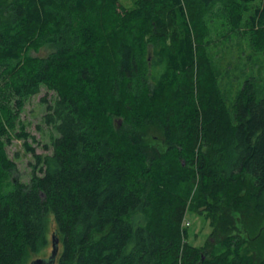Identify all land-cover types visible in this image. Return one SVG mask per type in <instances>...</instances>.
Wrapping results in <instances>:
<instances>
[{"label": "trees", "instance_id": "obj_1", "mask_svg": "<svg viewBox=\"0 0 264 264\" xmlns=\"http://www.w3.org/2000/svg\"><path fill=\"white\" fill-rule=\"evenodd\" d=\"M254 1L139 0L126 11L119 0H0V264H30L49 233L54 264H264L247 258L232 218L250 201L264 214V96L246 82L231 109L202 107L199 120L194 91L209 69L193 37L200 17L217 9L264 37V0L241 8ZM44 45L55 48L31 54ZM42 85L56 93L42 118L56 132L51 153L33 154L29 184L7 181L4 145ZM145 122L165 133L153 157ZM185 192L208 211L201 245L179 229Z\"/></svg>", "mask_w": 264, "mask_h": 264}, {"label": "rangeland", "instance_id": "obj_2", "mask_svg": "<svg viewBox=\"0 0 264 264\" xmlns=\"http://www.w3.org/2000/svg\"><path fill=\"white\" fill-rule=\"evenodd\" d=\"M137 1L139 2V0H119V4L121 8L129 11L136 6ZM258 5L259 0H255L247 7L241 6V8L248 9L246 12L249 13ZM247 13L244 15L246 16ZM200 18L198 29L193 32V37L194 40H196L195 38L201 39L200 44L208 57L209 69H207L206 77L203 78V88L195 86L194 90L195 95H204L203 104L199 103V100L195 102L200 110L199 120L207 116V111L206 114L203 113L205 109L211 105L213 106L211 108H218L220 101L225 103L228 109H231L246 82L252 84L259 98L264 96V37L260 34H257L256 38L248 36L245 23H241L238 29L233 28L225 19V14L217 9ZM249 33L251 32L249 31ZM54 48L52 45H44L37 52H31V54L45 57ZM151 49L152 45L149 43L143 54L142 51L140 53L150 60ZM198 68L199 65H197V75ZM55 96L56 93L53 90L42 85L38 93L25 100L16 126L11 131L10 139L6 141L3 149L7 161L12 164V167L9 168L7 181L15 180L29 184L36 168H34L33 154L51 153V139L56 136V132L52 127L44 124L42 118L47 111V105ZM202 107L203 112L201 111ZM115 119L112 122L113 128L122 124L121 118ZM203 130L207 131V128L200 129V141L197 144L200 150L205 152ZM139 134L142 147L148 156H156L166 148L165 133L158 123H143ZM38 173L36 168L35 174L38 175ZM183 196L185 204L181 205L179 229L183 232L187 228L186 240L190 244L201 245L210 231V219H206L208 211L198 205L192 206V198L186 192ZM248 203V205H237L235 212H232V218L235 220L237 230H240L238 240L241 241V245L244 246L245 243L248 248V255L251 257L247 255V258L251 261H258L264 257V214L254 210L255 201ZM239 220L241 223L238 222ZM50 239L51 234L49 233L48 246L43 252L34 255L33 259L50 255ZM199 257L202 262L205 257L203 252Z\"/></svg>", "mask_w": 264, "mask_h": 264}, {"label": "water", "instance_id": "obj_3", "mask_svg": "<svg viewBox=\"0 0 264 264\" xmlns=\"http://www.w3.org/2000/svg\"><path fill=\"white\" fill-rule=\"evenodd\" d=\"M58 253V238L56 235L51 236V251L48 257L35 258L30 261V264H54Z\"/></svg>", "mask_w": 264, "mask_h": 264}]
</instances>
